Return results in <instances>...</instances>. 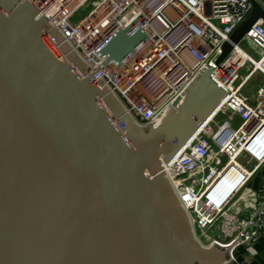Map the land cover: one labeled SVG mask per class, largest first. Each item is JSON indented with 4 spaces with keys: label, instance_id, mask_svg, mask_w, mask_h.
I'll return each instance as SVG.
<instances>
[{
    "label": "water",
    "instance_id": "95a60500",
    "mask_svg": "<svg viewBox=\"0 0 264 264\" xmlns=\"http://www.w3.org/2000/svg\"><path fill=\"white\" fill-rule=\"evenodd\" d=\"M252 8L222 62L259 19ZM147 38L116 30L91 66L29 0H0V264H227L204 244L165 166L216 113L225 89L200 71L160 121L139 122L94 74ZM234 256L252 264L245 246Z\"/></svg>",
    "mask_w": 264,
    "mask_h": 264
},
{
    "label": "built area",
    "instance_id": "2783aa9c",
    "mask_svg": "<svg viewBox=\"0 0 264 264\" xmlns=\"http://www.w3.org/2000/svg\"><path fill=\"white\" fill-rule=\"evenodd\" d=\"M29 1L53 27H59L91 70L101 64L103 59L97 51L116 30L139 26L146 32L147 38L121 64L110 61L93 76L94 80L100 76L142 124L160 121L192 79L213 66L211 77L225 89V96L210 122L165 170L204 244L228 245L241 236L227 264H240L234 252L241 245L246 248L247 258L255 255V244L264 234V194L251 189L246 194L243 191L264 160V152L258 157L250 148L264 133V83L252 95L244 88L257 74L264 75L263 20L254 23L243 40L234 45L222 62H217L223 44L250 12L252 3L249 0ZM257 1L264 8V0ZM86 6L90 7L87 13L72 21ZM245 41L252 51L243 46ZM220 114L227 115L223 124L216 118ZM236 118L239 124L234 127ZM234 166L242 172V179L217 201L214 195Z\"/></svg>",
    "mask_w": 264,
    "mask_h": 264
},
{
    "label": "crops",
    "instance_id": "0c3cea01",
    "mask_svg": "<svg viewBox=\"0 0 264 264\" xmlns=\"http://www.w3.org/2000/svg\"><path fill=\"white\" fill-rule=\"evenodd\" d=\"M244 187L245 188L243 193L245 194L248 192L249 189L260 191L261 194H264V160L259 163L258 168L248 179ZM255 247L257 252L255 255L249 257V260L252 264H264V234L259 238V240L255 244Z\"/></svg>",
    "mask_w": 264,
    "mask_h": 264
},
{
    "label": "bare ground",
    "instance_id": "6f19581e",
    "mask_svg": "<svg viewBox=\"0 0 264 264\" xmlns=\"http://www.w3.org/2000/svg\"><path fill=\"white\" fill-rule=\"evenodd\" d=\"M204 126L201 129H203ZM261 140H264V133L262 135H260V137L257 139V141L250 144L251 150L258 157H261L262 153L264 152V142L262 144H259V142ZM166 167L167 166H165V169H166ZM242 176H243L242 172L239 171L237 167H235V166L232 167L230 169V171L228 172L227 176L225 177L224 185L222 187H220L219 190L217 191V193L214 195L216 200L219 201L225 195L229 194L236 187L238 182L242 179Z\"/></svg>",
    "mask_w": 264,
    "mask_h": 264
},
{
    "label": "rangeland",
    "instance_id": "374dc122",
    "mask_svg": "<svg viewBox=\"0 0 264 264\" xmlns=\"http://www.w3.org/2000/svg\"><path fill=\"white\" fill-rule=\"evenodd\" d=\"M90 9L89 6H86L85 8L80 9L77 14L74 16V18L72 19V21H76L79 20L80 18H82L87 11ZM243 46L249 50L252 51V46L249 44V42H243ZM264 83V75L263 74H257L255 77H253L252 79L249 80L248 85L245 86L244 91L247 94H254L256 92V90L259 88V85ZM218 120V123L223 124L225 123L226 119H227V115L226 114H220L218 117H216ZM239 124V119L236 118V120L234 121L233 125L234 127H237V125ZM215 128V125H213ZM211 139V138H210ZM214 148H217V146L214 144ZM244 157L241 156L240 160L244 161Z\"/></svg>",
    "mask_w": 264,
    "mask_h": 264
}]
</instances>
